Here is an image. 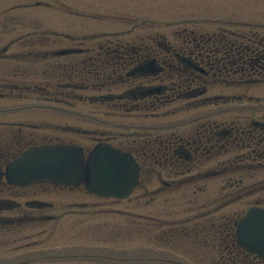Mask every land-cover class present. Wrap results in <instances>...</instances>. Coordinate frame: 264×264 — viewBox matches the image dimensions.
<instances>
[{"label": "flooded vegetation", "instance_id": "af4514ba", "mask_svg": "<svg viewBox=\"0 0 264 264\" xmlns=\"http://www.w3.org/2000/svg\"><path fill=\"white\" fill-rule=\"evenodd\" d=\"M153 28L149 26L139 30L133 29L120 37L91 43L87 47H84L82 42L80 47L85 51L72 54L67 60L69 82L62 83L61 71L56 69L54 72L56 85L71 86L72 91L68 90L67 95L73 99L78 97L77 91L104 94L106 98L100 101L106 102L109 108L127 112L137 111L140 114L144 113V117L148 118L149 111L166 109L169 102L189 98L193 91L201 93L203 88L207 87L206 80L210 78L231 74L235 80L264 79L263 48L253 45H246L247 47L238 44L222 45L216 42L210 44V49H198L197 46L190 44V41L171 45L165 36L159 37L157 32L153 33ZM0 31L7 32V18L4 24H0ZM222 60H231V71L227 69L222 71L226 67ZM74 76H82L81 83H76ZM8 87L32 91L31 88L15 83L10 78L0 79V91L10 89ZM150 90L149 95L147 92ZM119 91L118 94L123 95L131 93V97L113 98ZM141 92L147 95H141ZM3 94L7 96V93ZM4 112L7 114V110ZM120 124L123 123H106V126ZM137 124L140 127L148 126L146 120ZM227 124L226 128L221 129L219 125L206 122L201 129L188 136L183 134L169 136V130H165L153 137L136 132L135 134L122 132L117 136L107 137V140L120 141L119 146L124 144L132 146L123 147L131 151L139 161L141 178L138 189L141 188L142 195L136 197V208L140 204L139 196L141 198L149 193L148 185L156 177L162 184L160 190H169V164L177 167V173L197 175L200 179L204 172L190 169L195 164L194 156L202 161L205 156L209 158L213 154L217 156L218 166L230 163L231 171L234 173H238L241 166L247 167L246 176H249L247 182L251 187L248 197L252 198L251 203L264 206V106L252 107L246 118L240 119L235 116ZM26 126L7 120L0 121V246H14L9 252L17 253L20 258L7 256V249H4L1 254L3 258H7L8 263L0 264H45V255L41 247L43 235L52 229L51 223L61 219L58 215H51L56 212L55 204L44 206L39 203L40 197L43 196V191L38 189L41 186L35 184L26 188L12 187L7 184L4 177L7 161L23 147L35 144L41 138L35 132L26 131L24 128ZM104 134L106 137L108 132ZM130 137L132 141L129 140ZM123 138L127 140H122ZM14 141L18 147L10 156V145ZM229 153L232 161L227 157ZM156 164L163 168L162 172L155 171ZM7 193L14 196V199L7 198ZM135 214L139 216L138 212ZM239 214L240 212L235 209L231 213L220 214L216 219H220L221 224L228 225ZM49 215L53 216V219L46 220L45 216ZM145 217L164 222L154 215ZM134 226L135 230L139 231V223L136 222ZM217 230L212 233L213 236L220 235ZM226 236L228 237L229 233H226ZM163 237L169 238V230L164 232ZM221 250L222 248H219L216 251V264H264V258L240 249H234L226 255H222ZM126 255L117 258V262L169 264V259L140 254L139 251ZM51 257L56 256L49 255L46 259Z\"/></svg>", "mask_w": 264, "mask_h": 264}, {"label": "rangeland", "instance_id": "374dc122", "mask_svg": "<svg viewBox=\"0 0 264 264\" xmlns=\"http://www.w3.org/2000/svg\"><path fill=\"white\" fill-rule=\"evenodd\" d=\"M37 1L50 3L52 6H22L19 9L12 8L17 5L33 4ZM96 1L99 0H73V2H76V6H74L71 5V0H0V24H4L7 18V35L6 37L0 35V44L5 45L6 43L8 44L12 41H17L15 45L12 46V48L8 51V54H11V56H20L18 58L0 59V79L2 80L7 78V72L9 71L16 73L15 75H18V77H16L17 80L22 81L29 80L33 82V80L37 79V82H40L43 79H51L48 77L44 78L42 76L41 71L44 67L43 64L34 65L32 60H27L36 59L35 53L39 51L36 42L34 43L36 45L29 44H31V42H33L41 33L40 28L46 29L48 31H53L55 28H61L59 23L62 21L60 20L68 19L71 15L68 11L63 10L65 4L70 10L74 11H77V9L79 10L80 5L87 3H104V5L106 4L105 9L109 12H114L117 10L115 5L119 6L120 4V6L123 8L122 13L117 15L123 17L122 20L120 19L118 21L124 22L114 21L113 24L107 23L104 20L91 19L90 17L76 18L78 23L76 21H72L70 23V30H74L76 27H78V24H83L85 26L83 30L85 31L80 33L81 36L86 33L91 34L88 32L94 33L102 32L103 30L112 31L119 29L126 30L133 29L134 27H136V30H138L139 28L155 26V29L153 28L152 32H157L159 37L165 36L166 40L171 44H178L177 42H174V39L181 40V37L177 36L174 32L186 28L188 31L196 30L201 33H205L210 28L207 19L209 18V15H212L211 12H213L214 9L220 10V5H235L233 0H120L121 3L118 1L116 2L115 0H100V2ZM236 1H243L244 3L242 6L249 5V9H252L253 14L262 15L264 13L263 9L258 10L255 5L249 3L248 0ZM78 3L80 4L79 6ZM139 24H141L140 27ZM28 38L29 40L27 42ZM67 44L68 42L66 41H63L60 44L52 43L48 49L53 50L66 46ZM36 69L38 74L34 73V76H32V73L35 72ZM22 75H26V77H23ZM211 92V94L235 93L232 89L229 91L228 89L226 90V88H213ZM262 92L264 94V89H262ZM172 108L179 112L173 114L169 113L171 112ZM224 108H227V106L203 107L198 105H188L186 103H183L182 105V102H180L172 107H166L164 111H162L163 109L160 110L162 112L159 113V117L155 119H134L135 116H124V119L123 116L114 118H110L109 116L108 119L104 115V108L88 104H82L76 108H70L65 104L59 105L51 101L38 99L37 96L27 99L23 98L22 100H20V98L7 97L0 100V110L2 111L0 114V120L9 121L20 119L43 122V124L59 123L61 125H85L91 128L102 127L101 125L88 121L84 118V116L94 114L101 120H116V122H122L124 126L121 128L110 129L113 130L114 134H117L118 132H124V134H135L136 132L140 133L141 135H147L146 137H153L156 134L165 132V130H169V132L176 130L177 126L188 132L191 130V128H193V126L207 118H216L217 120H222L221 118L223 115H234V113H230L228 112L229 110H225ZM218 109H220V111ZM222 109L225 111H221ZM6 110L7 114L4 112ZM15 110H17V112H15ZM73 112L75 115H73ZM225 112H227V114H225ZM72 115L74 118L71 117ZM143 120H148L146 121V125L148 126L140 127L137 124ZM164 124L169 128H167ZM152 125H155L156 127H152ZM40 132L45 133L44 135H41L43 137L51 136L47 129L41 130ZM59 137L64 136L59 134ZM69 138L70 141L79 143L87 148L93 145L92 140L84 139L80 141L81 138L74 136H69ZM122 140L127 139L123 138ZM129 140L132 141V137H130ZM222 178L223 179L218 183L216 182L211 185L212 190L220 189L223 186L222 184L225 183L227 179H224V177ZM156 186L157 183L155 180H153L149 186V189H154ZM49 190H51V188ZM184 192L186 194H184ZM193 195V192L190 189L187 190V188H182L180 192L171 193L169 191L167 195H163L161 198H159V200L166 202L168 207L167 209H164L158 201L156 202L155 206H143L141 208V212L150 213L156 211V214L163 215L165 219H168L169 211H171V209H169V198L172 196L178 197L180 201L177 205L181 211L186 213L189 208L188 206L191 207L189 200L193 198ZM133 197L134 195L126 202H120L119 204L116 203L118 205H112L110 204L112 201L105 203V201H102L103 199L99 200L94 196H90L86 194L84 190H54L53 192L43 194L42 199L54 202L55 204L59 205L61 212L70 209V207L63 209L68 204H71L70 202H86V204L89 206L90 204H92V206L96 204L95 207H91L89 210L87 209L88 211H86V213H83L79 216L70 213L65 215L63 214V218L59 222L53 224L55 230L43 236L44 240L49 238V241L41 246L43 254L45 255L44 263L121 264L120 262H115L111 257L116 256L119 258L123 255L127 256V253L130 254L138 251L140 254H149V256L152 257L169 259V254L172 252L163 251L165 249H159L162 248L157 244L159 242V238L157 239V242L153 239L150 241L148 238H146V236H141L139 241H137V239L133 240L132 234L124 232L126 229H131V220L122 217L120 214H115L114 210H116V212L117 210L131 211L133 204L135 203ZM187 201H189L188 205L186 204ZM236 205L231 206L229 209L232 210ZM241 207H244V205L241 204L235 209ZM100 210H103V212L99 213ZM180 216L182 215L180 214ZM107 222H110L111 227L108 225L104 226ZM117 232L124 233L118 234ZM70 235L72 236V239L76 240V242L74 240H66ZM165 245L166 246L164 248L169 249V243H165ZM8 248L9 246H0V263H8L7 258H3V254H1L2 250ZM67 254L69 255L67 256ZM72 254L80 255L77 257L73 256L71 258H67ZM12 255H14V253H12ZM49 255H54L56 257L46 259V257ZM172 258L176 260V258L181 257L172 256ZM14 259L20 258L17 257ZM182 264L187 263L182 262ZM188 264H191L190 260L188 261Z\"/></svg>", "mask_w": 264, "mask_h": 264}, {"label": "water", "instance_id": "95a60500", "mask_svg": "<svg viewBox=\"0 0 264 264\" xmlns=\"http://www.w3.org/2000/svg\"><path fill=\"white\" fill-rule=\"evenodd\" d=\"M138 166L133 157L109 144H98L86 157L75 145H45L25 152L8 168L9 181L29 184H85L100 196H128L137 183ZM240 242L264 253V211L252 209L240 226Z\"/></svg>", "mask_w": 264, "mask_h": 264}, {"label": "bare ground", "instance_id": "6f19581e", "mask_svg": "<svg viewBox=\"0 0 264 264\" xmlns=\"http://www.w3.org/2000/svg\"><path fill=\"white\" fill-rule=\"evenodd\" d=\"M177 185H179V186H182V183H181V182H179V183H177ZM221 254H222V255H226V252H225V250H224V249H222V250H221Z\"/></svg>", "mask_w": 264, "mask_h": 264}]
</instances>
